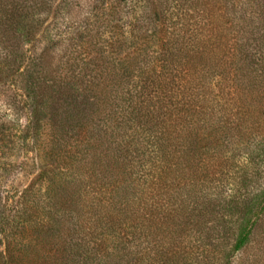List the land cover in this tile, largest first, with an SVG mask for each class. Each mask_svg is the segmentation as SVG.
<instances>
[{"label": "trees", "instance_id": "1", "mask_svg": "<svg viewBox=\"0 0 264 264\" xmlns=\"http://www.w3.org/2000/svg\"><path fill=\"white\" fill-rule=\"evenodd\" d=\"M4 89L0 264H264V0H0Z\"/></svg>", "mask_w": 264, "mask_h": 264}, {"label": "rangeland", "instance_id": "2", "mask_svg": "<svg viewBox=\"0 0 264 264\" xmlns=\"http://www.w3.org/2000/svg\"><path fill=\"white\" fill-rule=\"evenodd\" d=\"M43 47V44H39L37 49L41 50ZM17 94H20V91H14V90H10V89H4L2 91H0V107H3V105L5 104V102L10 98L11 100L14 99L15 101H17V110H19V116L21 117L22 121L23 119L25 120L29 110L23 107V99L18 98ZM23 107V108H22ZM22 161V157L16 156V154H13L12 152L8 151L7 149H4L3 151H0V177H7V182L8 185L10 184L11 180H8L10 176H15V175H19L20 174H11V170H8V168H4L6 163H11V162H20ZM6 169V171H5ZM23 184V182H22ZM8 189V188H5Z\"/></svg>", "mask_w": 264, "mask_h": 264}]
</instances>
